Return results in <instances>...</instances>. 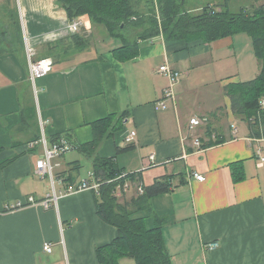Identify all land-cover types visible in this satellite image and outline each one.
<instances>
[{
    "label": "crops",
    "instance_id": "1",
    "mask_svg": "<svg viewBox=\"0 0 264 264\" xmlns=\"http://www.w3.org/2000/svg\"><path fill=\"white\" fill-rule=\"evenodd\" d=\"M12 15L20 24V42L12 43L6 34ZM80 19L90 23L89 32L70 30ZM83 34L91 37L90 46L67 53L71 38ZM242 38L204 44L160 35L140 40L137 57L122 62L113 55L120 40L92 26L87 15L71 20L58 0H0V161L17 157L0 171V264H102L97 251L112 243L118 230L96 213L99 188L60 196L57 206L48 209L27 203L30 197L47 199L53 189L64 193L72 183L96 182L93 158L77 147L94 140L93 123L112 115H125L123 126L100 143L94 156L115 157L121 170L136 174L135 181L117 189L121 201L169 179L170 191L151 198L143 216L148 228L162 226L172 264H264V166L255 155L258 142L231 110L226 89L242 80L226 78L221 63L225 51L249 44ZM27 46L35 60L64 53L52 57L53 71L35 86ZM165 64L182 77L173 86L174 100L158 110L156 104L170 87L169 78L158 72ZM193 118L207 122L191 128ZM234 126L240 127L236 136ZM132 132L136 136L127 144ZM61 135L75 148L68 152L70 161L66 154L54 160L53 182L36 173L44 148L32 144L43 136L51 144ZM218 139L223 142L202 148ZM130 145L132 150L117 154V147ZM80 155L91 165L85 175L71 166L82 165ZM235 163H241L240 181L235 180ZM194 173L205 181H197ZM212 243L219 246L208 249ZM119 264L138 263L124 257Z\"/></svg>",
    "mask_w": 264,
    "mask_h": 264
},
{
    "label": "trees",
    "instance_id": "2",
    "mask_svg": "<svg viewBox=\"0 0 264 264\" xmlns=\"http://www.w3.org/2000/svg\"><path fill=\"white\" fill-rule=\"evenodd\" d=\"M58 1L66 9L71 20L87 15L92 26L103 27L109 36L120 40L122 46L113 51V55L122 62L137 57L140 40H150L160 35L168 40L204 44L242 34L247 35L258 61L259 75L249 81L231 83L226 90L233 114L248 126L250 136L264 138V106L261 105L264 99V4L232 12L229 8L231 0H225L223 4L209 3L197 11L198 13L193 14L187 9L188 0ZM142 28L145 31L133 36L134 31ZM6 30V34L12 36V43L20 42V24L15 16L12 15ZM90 44L91 37L87 34L75 35L71 38L72 46L67 49V53L84 52ZM56 48L57 46L53 50ZM63 56L64 53L57 52L52 57ZM124 121L125 115L119 117L112 115L93 123L94 140L77 147L81 153L93 158L94 177L99 184L96 193V213L102 221L118 230V237L112 243L98 249V258L102 264H119V260L124 257L134 258L138 264H172L164 242L162 226L158 224L148 228L143 216L151 198L170 191L169 179L156 181L149 187L143 186V194L131 200L121 201L116 194L117 189L128 181H135L136 174H126L121 170L115 157L94 156L100 143L106 138L113 137L123 126ZM211 133L212 131L208 129L207 134ZM61 136L56 137L52 143ZM64 137L70 140L68 136ZM221 142L222 139L210 141L204 143L202 148ZM132 149L131 145L125 149L117 147V154ZM16 158L0 161V171L13 164ZM240 164L232 165L236 181L242 180ZM71 166L76 171L82 168L79 162Z\"/></svg>",
    "mask_w": 264,
    "mask_h": 264
},
{
    "label": "built area",
    "instance_id": "3",
    "mask_svg": "<svg viewBox=\"0 0 264 264\" xmlns=\"http://www.w3.org/2000/svg\"><path fill=\"white\" fill-rule=\"evenodd\" d=\"M69 28L73 32H79L84 30L85 32H89L91 30L90 23L85 20H76L73 23L69 25ZM27 56L29 59V66H30V81L32 85L35 86L36 81L46 77L49 75L55 66V60L52 57L35 60L34 59V50L27 46L26 49ZM159 73L166 75L169 78L170 87L166 89L164 93V98L159 101L156 104V109L158 110H164L167 108V101L168 100H174V93H173V86L179 82L182 75L181 73L173 68H170L167 64L160 67ZM35 93L37 94V91L35 89ZM261 105L264 106V99L261 101ZM206 120H200L198 118H193L190 121L191 128L200 127L204 123H206ZM238 128L233 127L232 133L234 136L238 134ZM136 136V132L130 133L126 139L125 142L127 144H131ZM253 141L258 142V145L256 146V152L255 155L259 158V164L264 166V145H261L260 143L264 142V138H252ZM41 144L44 148L42 157L37 161L36 164V173L41 177H50V179L54 182L55 179V164L54 160L58 157H61L68 152L72 151L74 148V145L70 140H68L66 137L61 136L60 139H58L55 143L49 144L46 138L43 136L39 142L33 143L32 145ZM195 144L200 148L201 142L200 139H197L195 141ZM154 159V155L151 156V160ZM126 175V174H125ZM194 177L197 181L203 182L205 181V177L203 175H200L198 173H194ZM99 184L96 181L95 183H91L88 180H84L80 182L78 185H69L67 190L64 193L57 194L55 189H53V193L48 196L47 199L43 201H37L34 197H30L28 199V205H42L45 208H50L52 205L57 206L58 199L60 196L67 195L68 193L87 190V189H98ZM126 190V186H125ZM139 192L143 194V190L139 188ZM23 207L22 203L19 204L16 208ZM13 207L12 210L16 209ZM219 246L218 243H212L208 245V249H216ZM44 250L47 252H51L52 248L50 244H46L44 246Z\"/></svg>",
    "mask_w": 264,
    "mask_h": 264
},
{
    "label": "rangeland",
    "instance_id": "4",
    "mask_svg": "<svg viewBox=\"0 0 264 264\" xmlns=\"http://www.w3.org/2000/svg\"><path fill=\"white\" fill-rule=\"evenodd\" d=\"M224 2H225V0H188L189 5H188L187 9L194 14V12L198 13L197 11L199 9H201L202 7H204L205 5H207L209 3L217 5V4H223ZM145 3L143 4V6L145 5ZM261 4H264V0H231L229 2V8L232 12H239L242 8H251L252 6H257V5H261ZM158 13H159V11H157V14ZM102 29H103V27H102ZM143 31H145V29H143V28L138 29V30L134 31L133 36H135L136 34H140ZM130 35L132 36V33H130ZM241 36L242 37H248L247 35H243V34ZM241 36L239 35L237 37L239 39H244ZM241 41L243 42V40H241ZM219 53H221V52H219ZM253 55L254 54H253V48H252L251 41L249 42V44L245 43L244 45H241V48L236 47V48H232L229 52L225 51L222 55L223 60L221 62L222 64H224V67H223L224 68L223 69L224 76L226 75V78H228L232 82L233 81H240V79L242 81H247L249 76L251 78H255L256 76H258L260 71H259V67H258L256 60H255L256 58ZM250 56L254 57L253 58L254 61H252L253 64H251V65L249 63ZM227 75L230 77H227ZM239 123H240L242 129L246 128L243 121L239 120ZM237 127H239V126H237ZM74 154L75 153H73V155ZM66 155H67L66 159L70 161L72 158L71 157L72 154L69 155V153H68ZM75 155H77V154H75ZM76 157H78V156H76ZM80 160L82 163V168L80 169V174L85 175L90 170L91 165L89 164V161L87 160V158H85L81 155H80ZM78 174H79V172H78Z\"/></svg>",
    "mask_w": 264,
    "mask_h": 264
}]
</instances>
